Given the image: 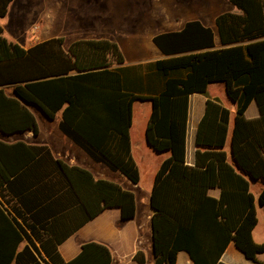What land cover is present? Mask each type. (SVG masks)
<instances>
[{
  "label": "trees",
  "instance_id": "16d2710c",
  "mask_svg": "<svg viewBox=\"0 0 264 264\" xmlns=\"http://www.w3.org/2000/svg\"><path fill=\"white\" fill-rule=\"evenodd\" d=\"M13 1L0 0V19L7 16ZM229 1L240 13L226 12L216 19L222 47L216 48L210 27L191 21L180 31L154 36V44L168 58L137 66L125 65L118 44L109 39L77 40L65 49V39L56 37L24 48L9 41L0 25V132L32 131L37 136L39 125L28 105L39 108L50 120L61 112L60 128L67 136L95 161L138 184L140 173L130 136L133 107L137 101L151 102L148 143L156 152L170 153L156 173L150 199L155 264H177L180 252H186L193 264H224L221 258L231 242L248 260L264 264L258 260L264 242L253 238L258 224L255 196L225 150L230 110L208 96L211 84L225 85L228 98L237 104L232 139L235 161L242 171L264 179V0ZM114 64L121 67L112 68ZM146 91L152 94L145 95ZM195 93L206 95L207 103L198 126L196 164L189 166V99ZM252 101L261 116L247 120L244 114ZM53 172L66 180L54 184V225L61 221L55 214L73 206L84 211L82 224L114 207L121 209L124 221L134 219L133 192L53 160L44 147L0 141V187L14 192L26 209L30 190L41 187V181ZM18 183L19 191L15 189ZM214 187L222 190L220 199L208 195ZM48 200L40 199L37 206ZM258 201L264 205V189ZM42 212L31 213L30 220L47 230V219L39 218ZM27 227L36 239H42L34 225L27 222ZM30 234L0 205V264L113 261L106 246L90 242L65 262L57 245L71 233L58 235L54 229V244L42 243L49 262L43 259L41 263L32 251L41 254ZM24 240L31 247L19 251ZM135 260L145 264L144 253L138 252Z\"/></svg>",
  "mask_w": 264,
  "mask_h": 264
},
{
  "label": "crops",
  "instance_id": "0c3cea01",
  "mask_svg": "<svg viewBox=\"0 0 264 264\" xmlns=\"http://www.w3.org/2000/svg\"><path fill=\"white\" fill-rule=\"evenodd\" d=\"M15 0L11 3L9 7L13 6ZM230 2V1H229ZM233 5V4H232ZM233 7L237 9L234 5ZM238 10V9H237ZM231 12V11H230ZM203 13V12H202ZM201 12H186L183 14L182 19H173L168 23L182 24L181 27L175 28L173 30H168L164 32L180 31L187 22L199 21L205 26L208 23H215V27H210L215 34V44L216 48L222 47L220 44V39L216 27V19L208 20L203 19V14ZM226 13V12H225ZM236 13V12H231ZM238 13L240 11L238 10ZM9 14V12H8ZM223 14V13H222ZM8 16V15H7ZM182 16L181 14L175 15ZM184 19L186 22H184ZM183 20V22H181ZM164 32H160L164 33ZM158 35V34H156ZM154 35V36H156ZM152 37L151 41L153 42ZM62 37V36H56ZM53 37V38H56ZM64 38V37H63ZM50 39V38H49ZM65 39V38H64ZM109 39L116 42L122 51L119 43L115 38L104 37V38H89L80 40H100ZM48 40V39H46ZM45 41V40H44ZM77 41V40H76ZM75 42V41H73ZM71 42L66 47V40L64 48L68 49L73 43ZM18 44V43H17ZM20 45V44H19ZM158 54H151L150 57L142 59L140 61L129 62L126 60L128 66L145 65L150 62L157 60L166 59L169 56L163 54L160 49L154 44ZM23 47V46H22ZM29 48V47H24ZM123 53V51H122ZM124 54V53H123ZM125 56V54H124ZM126 59V56H125ZM121 67L116 64L112 68ZM147 74H144V85L147 88ZM152 94L149 91L145 92V95ZM208 96L212 99H218L219 102L226 108L230 110V125L229 134L226 142L225 150L228 154L229 162L235 167L236 171L241 173L249 182L252 193L256 199V209L258 224L253 231V238L256 243L264 242V205L259 204V196L264 189V179L254 178L251 174L244 172L237 165L235 161V156L233 152L232 139L233 131L235 125V117L237 112V104L232 102L226 93L225 85L222 83L211 84L208 88ZM138 103L144 104L145 106L151 105L149 101H137ZM136 103V102H135ZM207 103V96L202 94H192L189 99V117L187 126V138H186V163L189 166H195L196 164V152L198 146L196 144L198 126L205 114ZM30 110L36 117L35 112L31 107L33 105H28ZM40 113L45 117L46 115L37 108ZM140 108H137V117L140 119L139 114ZM135 104L133 107V122L130 130L131 143H132V155L139 169L140 181L138 184L132 183L124 174L120 171H113L104 163L95 161L81 146H79L74 140L67 136L60 128V123L62 121V113H58L56 118L53 120L48 119L50 122H56L57 128L47 129L45 133H42L39 127V134L36 136L32 131L19 132L12 135H6L0 132V141L8 145H15L18 142H23L28 146L34 147H44L50 153L53 160H61L68 166H75L87 171H90L96 180H105L116 183L120 185L124 190L131 191L134 193L136 198V215L134 219L130 221H124L122 219L121 209L107 208L103 210L94 219L83 223L84 211H81L77 207L73 206L68 209L62 210L55 215L56 217H61V221L55 223L54 225V184H65L66 180L60 175H55L54 172L45 180L41 181V187L32 188V193L26 198V203L29 206V210L24 207V204L20 201L19 197L11 192L7 187H0V205L5 211H8L12 218H15L30 234V229L27 227V222L34 225L35 230L42 236V239H36L32 234H30L36 246L40 249L41 254L33 253L37 259L43 263V259L49 262L44 250H42V243L50 245L54 244V229L58 232V235L62 233H71L67 238L59 245H57V253L65 261H71L77 257L82 246L86 243L95 242L106 246L113 257L111 264H140L135 260V256L138 252H143L146 258L145 264H155L154 257V231L152 226V217L154 215V210L151 207V193L154 187L155 176L158 172L162 162L170 157L169 152L159 153L156 152L148 143L146 130L150 120L151 110L148 107L147 114L143 116L142 121L144 124L143 132L144 135L141 138V128L135 124L134 119ZM245 118L247 120L259 119L261 114L259 107L255 101H252L245 111ZM37 119V117H36ZM38 122V120H37ZM39 125V124H38ZM17 152L20 149H15ZM15 153L13 149L9 151ZM157 154V155H156ZM19 159V157L17 158ZM47 184V185H46ZM21 183H18L15 189L20 190ZM222 190L219 187L210 188L208 195L215 199H220ZM72 196V195H70ZM44 197H49V200L37 206V202ZM57 197V196H55ZM33 211V212H30ZM37 211H43L40 213L39 218L47 219L49 223V229H42L40 224L30 220V214L36 213ZM26 220V221H24ZM82 226H79L81 225ZM55 226V227H54ZM25 246L31 247L28 240L20 245L19 251H22ZM32 249V248H31ZM260 262H264V253L258 256ZM221 262L224 264H258L248 260L245 255L236 247V245L231 242L226 251L224 252ZM44 264V263H43ZM177 264H193L190 260L189 255L186 252H180L177 258Z\"/></svg>",
  "mask_w": 264,
  "mask_h": 264
},
{
  "label": "rangeland",
  "instance_id": "374dc122",
  "mask_svg": "<svg viewBox=\"0 0 264 264\" xmlns=\"http://www.w3.org/2000/svg\"><path fill=\"white\" fill-rule=\"evenodd\" d=\"M196 11L203 12V19L211 21L225 12L238 13L229 0H15L8 16L0 19V25L9 41L23 47L56 36L65 38L66 47L80 39L115 38L126 60L133 62L151 54L159 55L152 37L181 27L180 23L168 21ZM178 14L182 16L176 17ZM206 26L214 28L215 23ZM148 107L151 110L152 106ZM148 107L135 103L134 119L141 128V138L144 135L142 118ZM31 108L42 133L57 128L56 122H50L37 108ZM137 108H140V119Z\"/></svg>",
  "mask_w": 264,
  "mask_h": 264
}]
</instances>
